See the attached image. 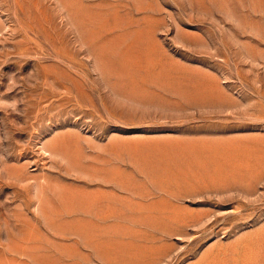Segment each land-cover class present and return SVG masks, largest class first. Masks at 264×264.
Listing matches in <instances>:
<instances>
[{"label":"rangeland","instance_id":"obj_1","mask_svg":"<svg viewBox=\"0 0 264 264\" xmlns=\"http://www.w3.org/2000/svg\"><path fill=\"white\" fill-rule=\"evenodd\" d=\"M0 264H264V0H0Z\"/></svg>","mask_w":264,"mask_h":264}]
</instances>
